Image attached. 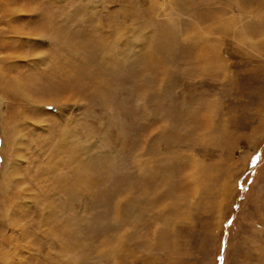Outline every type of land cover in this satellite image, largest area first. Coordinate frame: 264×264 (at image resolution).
I'll return each mask as SVG.
<instances>
[{"label": "rangeland", "instance_id": "374dc122", "mask_svg": "<svg viewBox=\"0 0 264 264\" xmlns=\"http://www.w3.org/2000/svg\"><path fill=\"white\" fill-rule=\"evenodd\" d=\"M0 264H264V0H0Z\"/></svg>", "mask_w": 264, "mask_h": 264}, {"label": "bare ground", "instance_id": "6f19581e", "mask_svg": "<svg viewBox=\"0 0 264 264\" xmlns=\"http://www.w3.org/2000/svg\"><path fill=\"white\" fill-rule=\"evenodd\" d=\"M43 15H45V13L43 14ZM40 19V18H39ZM46 19V18H45ZM49 24V28H50V31H54V39H58V41H57V44L58 43H61V41L62 42H66V43H70L71 41L69 40V37H65L64 36V30H61V29H57L56 27H53V23H50V22H48ZM39 26V25H38ZM15 30V29H14ZM39 31H40V28L38 29ZM53 33V32H52ZM53 35V34H52ZM44 37V36H43ZM74 43V42H73ZM61 44H59V46H60Z\"/></svg>", "mask_w": 264, "mask_h": 264}, {"label": "snow or ice", "instance_id": "6c2138e0", "mask_svg": "<svg viewBox=\"0 0 264 264\" xmlns=\"http://www.w3.org/2000/svg\"><path fill=\"white\" fill-rule=\"evenodd\" d=\"M42 16V13H20L19 18H35ZM53 27H55V22H53ZM54 107V106H51Z\"/></svg>", "mask_w": 264, "mask_h": 264}]
</instances>
